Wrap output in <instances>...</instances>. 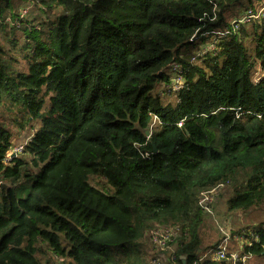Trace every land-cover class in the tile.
<instances>
[{
    "label": "trees",
    "instance_id": "1",
    "mask_svg": "<svg viewBox=\"0 0 264 264\" xmlns=\"http://www.w3.org/2000/svg\"><path fill=\"white\" fill-rule=\"evenodd\" d=\"M29 1L19 19L28 0H0V264L197 262L220 239L201 192L222 186L228 213L264 203V76L251 77L264 17H227L264 0ZM216 31L228 34L196 57ZM8 126L30 139L6 163ZM161 228L174 235L155 252ZM250 228L244 264L264 259V221Z\"/></svg>",
    "mask_w": 264,
    "mask_h": 264
},
{
    "label": "built area",
    "instance_id": "2",
    "mask_svg": "<svg viewBox=\"0 0 264 264\" xmlns=\"http://www.w3.org/2000/svg\"><path fill=\"white\" fill-rule=\"evenodd\" d=\"M31 2L28 0L26 4L23 5L22 8L17 10V16L19 19H23L24 17L28 16L29 10L31 8ZM264 17V5L255 8V9H246L244 14L241 15L237 21H233L234 25L237 26V24H249L253 20H259ZM16 25H19V23L16 21L14 23ZM228 34V32H220L216 31L213 32V36L210 39L211 42L208 44V46H200L198 49L200 51L196 52V57L199 56V52L203 54V51H207L210 53H213L215 51L216 47L215 45L219 42V38H222ZM180 73L181 70L178 66V64L171 66V69L168 73V79H170L169 85L176 86L175 89H179L181 87V84L183 80L180 78ZM254 81L257 83V80L254 78ZM33 132H31L32 135ZM30 138H26V141L24 143L14 145L11 147L9 150L8 154L5 157V162L9 163L11 159L17 157L23 149V146L29 141ZM222 186H217V188L212 189L210 191H204L201 192L199 195V200H198V205L200 208L207 214H211L212 211L210 210V205L212 204L213 201V196L217 194L218 190L221 189ZM215 193V194H214ZM214 194V195H213ZM248 232L252 235H254V232L252 229H247L246 231L241 232L240 234H237L235 236H232L230 231L222 229L220 231V239L218 245L213 248L209 249L207 252L202 255L199 260L193 264H200V262L203 259H211L213 261H218V260H223L226 257L230 258L231 264H244L249 257L248 256H241L240 255V250H242V246L245 242L250 243L247 241L244 236L245 233ZM174 235V231L171 230V228H161L157 230H153L150 232V238L151 242L160 249H163V247L166 245V243L170 240V238ZM258 235L255 234L253 236V239L257 241ZM231 241L236 242L235 248H232L231 246ZM150 264H161V261L158 258H154L153 260L150 261Z\"/></svg>",
    "mask_w": 264,
    "mask_h": 264
},
{
    "label": "rangeland",
    "instance_id": "3",
    "mask_svg": "<svg viewBox=\"0 0 264 264\" xmlns=\"http://www.w3.org/2000/svg\"><path fill=\"white\" fill-rule=\"evenodd\" d=\"M258 1H256V3L257 2L258 3H262V0H258ZM21 3H22V1H21ZM20 4L18 2L16 4V7L18 8L20 6ZM247 6H248L247 3H242V4L238 5V6L231 7V9L229 10V12L227 14V17L228 18L232 17V16L233 17L234 16L239 17L240 15H242L241 13H243V11L246 10ZM18 9H20V8H18ZM14 34H15L14 37H17V38L21 39L20 38V34L16 30L10 32L9 35H14ZM21 40L18 43L19 45L23 41V40L22 41ZM210 42L206 41L204 44H202V46L206 47V46H208V44ZM199 46L200 45L198 43L194 44V46L190 49V52L194 53L195 50H197V48ZM258 63L259 64L254 66V69L252 70L253 71L252 72V76H251V77H254L256 80H257L258 76H261V77L264 76V62H263V65H261L260 62H258ZM175 87L176 86L167 84L166 86H164V91L166 90V91H169L170 93L176 92ZM157 92H158V89H155V90H153L151 92V94L155 95ZM163 100L167 101V102H169L170 100L176 101L173 98V96H171V97L170 96H168V97L164 96ZM8 129L11 131V134H12V145L13 146L21 144V143H24L26 141L27 136L30 134V133H27L28 131H25L26 135L23 137V134H22L23 131H18L16 128H14L12 126H10V127L8 126ZM24 158H27V156H24ZM249 172L251 173V171H249ZM243 181L244 180L242 179L241 182H243ZM29 186H30V183H25V182H21L20 184H18L13 189L16 197L24 198L27 195L28 191H29ZM225 195L228 196L229 194L226 193V191H225L219 197L217 196V194L213 196V201H212V204L210 206V210L212 211V214H214L213 215L214 216V222H213V226H214V230L213 231L214 232L213 233H209V234H216L219 237L220 231L222 229L228 230V231H230L232 229L233 230H237V228L239 227L238 225H240V224H243V225H240L242 227H248L249 229H251L250 227L254 228V227H256V225L258 223H261L262 221H264V203L251 208L248 212H244V213L243 212L228 213L227 210H225V206H224V201H225V198L227 197V196L225 197ZM218 213L219 214H224V216L226 218V221L223 222V220H221L222 216L221 215H220L221 217L218 216ZM245 229L247 230V228H245ZM149 242L151 243V241H149ZM151 247H152V245H151ZM154 249H156V248H154ZM159 250H163V249L157 248L155 250V252H157ZM145 253L147 255L146 261H148L152 257L151 254H154L152 252L151 248H148L147 250H145ZM204 253L205 252H203L202 255H204ZM250 263L251 264H264V259H257L256 258L255 261H252Z\"/></svg>",
    "mask_w": 264,
    "mask_h": 264
},
{
    "label": "crops",
    "instance_id": "4",
    "mask_svg": "<svg viewBox=\"0 0 264 264\" xmlns=\"http://www.w3.org/2000/svg\"><path fill=\"white\" fill-rule=\"evenodd\" d=\"M244 12H245V10L243 11V13H241L242 15L244 14ZM241 16V15H240ZM239 16V17H240ZM23 134V137L26 135L25 133H22ZM240 225H243V224H240ZM240 225H238L239 227H242V226H240ZM238 227V228H239ZM220 237V236H219ZM231 246H232V248H235V246H236V242H234V241H231ZM203 253V252H202Z\"/></svg>",
    "mask_w": 264,
    "mask_h": 264
},
{
    "label": "water",
    "instance_id": "5",
    "mask_svg": "<svg viewBox=\"0 0 264 264\" xmlns=\"http://www.w3.org/2000/svg\"><path fill=\"white\" fill-rule=\"evenodd\" d=\"M145 134H146V136H148V132H145ZM3 188H5V189H8L9 188V186H7V185H3V184H0V189H3ZM183 258V257H182Z\"/></svg>",
    "mask_w": 264,
    "mask_h": 264
},
{
    "label": "bare ground",
    "instance_id": "6",
    "mask_svg": "<svg viewBox=\"0 0 264 264\" xmlns=\"http://www.w3.org/2000/svg\"><path fill=\"white\" fill-rule=\"evenodd\" d=\"M22 7H23V5H22V6H19L18 8H22ZM8 152H9V151H8ZM8 152H7V154H8ZM7 154H6V155H7Z\"/></svg>",
    "mask_w": 264,
    "mask_h": 264
},
{
    "label": "clouds",
    "instance_id": "7",
    "mask_svg": "<svg viewBox=\"0 0 264 264\" xmlns=\"http://www.w3.org/2000/svg\"><path fill=\"white\" fill-rule=\"evenodd\" d=\"M239 18V17H238Z\"/></svg>",
    "mask_w": 264,
    "mask_h": 264
}]
</instances>
